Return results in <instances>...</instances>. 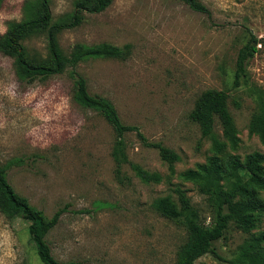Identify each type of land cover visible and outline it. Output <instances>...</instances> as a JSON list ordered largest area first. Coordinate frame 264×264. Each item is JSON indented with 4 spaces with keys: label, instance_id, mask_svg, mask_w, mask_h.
Returning <instances> with one entry per match:
<instances>
[{
    "label": "rangeland",
    "instance_id": "1",
    "mask_svg": "<svg viewBox=\"0 0 264 264\" xmlns=\"http://www.w3.org/2000/svg\"><path fill=\"white\" fill-rule=\"evenodd\" d=\"M3 0L0 36L10 22L28 16V2ZM210 14L181 0H114L101 13L85 12L84 21L63 30L59 41L69 53L76 43L131 45L126 59L88 58L78 64L92 94L108 98L126 124L137 125L151 142L174 150L173 170L157 148L135 133L126 134L128 161L122 180L113 156L116 134L96 110L74 100L69 67L47 79L21 80L15 58L0 50V162L16 191L48 217L64 212L47 235L56 259L82 264H176L186 230L160 214L155 199L185 190L202 210L207 224L212 211L183 172L213 155L212 139L190 119L196 100L210 88L229 94V109L240 142L221 154L242 159L264 144L249 125L264 108V44L250 60L247 77L233 87L239 49L249 30L264 39V0H202ZM75 0H52L54 18L72 12ZM32 53L46 56L44 35L25 42ZM216 131L222 140L221 125ZM132 163L160 174L146 183ZM231 178L223 184L230 187ZM259 196L264 200V190ZM226 237L217 242L221 258L208 253L195 264H226L249 233L240 210H228ZM29 221L0 210V264H43L29 234ZM264 231V213L252 232Z\"/></svg>",
    "mask_w": 264,
    "mask_h": 264
},
{
    "label": "trees",
    "instance_id": "2",
    "mask_svg": "<svg viewBox=\"0 0 264 264\" xmlns=\"http://www.w3.org/2000/svg\"><path fill=\"white\" fill-rule=\"evenodd\" d=\"M114 0H75L72 12L54 18L52 0H33L28 2V16L19 22H10L8 30L0 36V50L15 58V69L21 80L33 81L47 79L65 72L72 67L74 77V100L85 108L98 111L112 126L116 134L113 156L117 163V173L122 180V166L128 161L126 154V134L135 133L145 144L157 148L163 160L173 170L180 156L160 142H151L137 125L126 124L115 105L105 96L92 94L87 79L77 72L78 64L88 58L126 59L130 54L131 45L123 47L110 43L86 45L76 43L67 53L60 44L59 34L69 28L79 26L85 18L84 13H101ZM193 10L210 14L208 6L202 0H181ZM3 0H0V7ZM249 39L238 51L235 62L233 87L241 85L247 77L250 60L259 52V44L264 39L249 30ZM44 35L47 41V54L41 56L32 53L25 45L34 36ZM190 119L197 123L204 137L212 139L211 155L207 162L196 169L183 172L186 180L193 182L199 193L206 199L212 211V221L207 224L202 210L193 203L185 190L178 189V198L172 195L155 199L154 208L166 218L183 226L186 240L181 244L176 264H195L205 254L211 253L221 258L217 250V242L226 237L229 227L228 210L238 209L245 220V231L249 237L240 246L237 254L225 260L226 264H264V231L252 232L257 227L259 216L264 213V200L259 196L264 190V153L253 152L242 159L238 155H230L224 162L220 154L228 147L236 148L240 137L235 119L229 109V94L225 90L210 88L203 91L190 112ZM219 123L222 128V140L216 131ZM250 133L259 136L264 144V108L253 114ZM136 175L146 183L160 182L161 176L149 172L139 164H131ZM226 176L231 178L230 187L223 184ZM0 210L10 218L21 217L29 221V234L35 244L37 253L43 264H82L79 261L63 262L55 258L47 235L60 221L64 212L57 210L48 217L42 209L34 206L30 200L19 194L7 177V167L0 162Z\"/></svg>",
    "mask_w": 264,
    "mask_h": 264
}]
</instances>
